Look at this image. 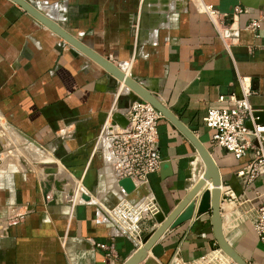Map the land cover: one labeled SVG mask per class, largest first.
Wrapping results in <instances>:
<instances>
[{
    "label": "crops",
    "instance_id": "obj_1",
    "mask_svg": "<svg viewBox=\"0 0 264 264\" xmlns=\"http://www.w3.org/2000/svg\"><path fill=\"white\" fill-rule=\"evenodd\" d=\"M26 1L151 87L211 154L221 179L220 201L231 190L253 206L264 205V175L244 186L235 172L245 159L213 145L203 123L209 108L229 106L230 97L241 96V77L252 92L253 109L264 108V0L255 7L242 0H170L167 11L150 10L142 0ZM204 4L215 9L212 20ZM237 7L245 11L238 14ZM255 18L261 19L259 29L247 28ZM120 85L19 6L0 0V264H122L156 226L153 209L137 222L138 239L123 232L109 208L149 190L166 215L193 186L187 173L196 150L162 117L158 152L166 164L148 176L147 185L121 194L101 137L124 93ZM31 143L42 149L40 165L45 157L43 162L59 163L64 175L24 167L22 162L34 159L25 147ZM15 146L27 152L19 154ZM45 181L52 186L46 197ZM57 181L62 185L55 189ZM78 186L89 202L73 197ZM220 216L227 242L250 264H264L253 218L235 231L221 207ZM214 242L210 214H195L165 231L139 264H168L174 256L188 261Z\"/></svg>",
    "mask_w": 264,
    "mask_h": 264
},
{
    "label": "built area",
    "instance_id": "obj_2",
    "mask_svg": "<svg viewBox=\"0 0 264 264\" xmlns=\"http://www.w3.org/2000/svg\"><path fill=\"white\" fill-rule=\"evenodd\" d=\"M203 11L212 20L216 11L211 4H204ZM236 11L243 13L245 10L237 7ZM260 18H255L247 24V28L257 30L260 27ZM241 89L239 98L230 97L229 106L209 108L203 117L205 127L212 131L210 141L230 153L235 159H245L235 175L246 186L257 177L264 175V124H257L253 119V106L249 102L251 91L244 78H238ZM221 101L223 98H219ZM127 124L119 125L115 132L108 134L107 164L113 172L115 182L129 178L135 189L147 185L148 176L159 170L164 161L158 152L157 125L162 115L149 103L144 101L130 102L122 111ZM247 123H250L248 126ZM102 134V132H101ZM121 194L125 192L120 188ZM151 195L152 199H147ZM145 198L146 206L138 207L136 203ZM137 202H134V200ZM121 201L111 210L116 221L119 222L123 232L140 238L136 231V224L142 218V213L153 209L151 217L157 211L155 201L148 190L138 198ZM122 205V206H121ZM128 206V210L122 207ZM232 222H227L232 229L238 231L239 224L252 219V227L258 241L264 246V205L253 206L251 201L242 193L234 194L225 190L224 197L219 202V208ZM149 211V210H148ZM103 221L105 218L101 216ZM225 237V236H224ZM228 241V239L225 237ZM104 248L103 244H97ZM107 255H110L108 252ZM168 264H236L226 256L213 243L212 248L197 258L184 261L174 256Z\"/></svg>",
    "mask_w": 264,
    "mask_h": 264
},
{
    "label": "water",
    "instance_id": "obj_3",
    "mask_svg": "<svg viewBox=\"0 0 264 264\" xmlns=\"http://www.w3.org/2000/svg\"><path fill=\"white\" fill-rule=\"evenodd\" d=\"M23 11L28 13L39 23L61 38L64 42L69 44L78 52L85 55L91 61L100 66L105 72L114 77L117 81L122 82L128 89L122 95L117 97L111 117V124H118L125 126L127 121L122 114V110L127 107L130 102L144 101L151 104L163 118L168 120L195 148L197 154L204 163V172L185 196L178 202V204L168 213L164 214L159 209L154 213L153 218L155 224L158 225L152 229L141 239V245L135 252L129 256L122 264H139L146 258L147 252L158 241V239L168 229H173L176 226L188 221L195 214H210L212 235L221 251L228 256L236 264H250L235 250V248L227 242L222 231V222L220 216V186L221 179L218 168L203 143L195 136V134L187 128L179 118L171 112L169 108L163 105L148 89L144 88L140 82L133 79L130 75L125 74L123 70L115 65L111 60L98 54L75 36L66 32L57 22H55L48 15L42 13L38 8L26 0H10ZM245 6H257V1L242 0ZM254 122L257 124H264V108L255 109L252 114ZM249 126L250 123H247ZM166 160L161 163L159 171L163 169ZM46 172V170H45ZM206 180H210L211 188H204ZM117 186L121 188L126 194L131 193L135 186L131 179L124 178L117 181ZM43 196L51 190V184L47 181L42 183ZM57 187H55L56 189ZM58 189V188H57ZM85 202L89 199L82 196Z\"/></svg>",
    "mask_w": 264,
    "mask_h": 264
},
{
    "label": "bare ground",
    "instance_id": "obj_4",
    "mask_svg": "<svg viewBox=\"0 0 264 264\" xmlns=\"http://www.w3.org/2000/svg\"><path fill=\"white\" fill-rule=\"evenodd\" d=\"M148 1V3L149 4H151L152 5V8H150V10H153V11H167V10H169V4H170V0H142V4H145L146 2ZM153 15V14H152ZM126 74V73H125ZM122 85H123V83L122 82H120ZM124 86V85H123ZM125 87V86H124ZM126 88V87H125ZM144 88H146V89H150L151 87L149 86V85H147L146 84V86H144ZM112 115H113V113H112ZM108 115H106V117H107ZM106 117L104 118V119H106ZM105 121V120H104ZM104 124L105 123H103V125H102V130L104 129ZM118 124H115L113 127L112 126H110L109 128H107V130L109 131V132H115L116 131V129L118 128ZM106 128V127H105ZM103 132V131H102ZM102 135V134H101ZM101 142V141H100ZM45 162H47V163H49V161H45ZM43 163V162H42ZM48 167L45 169L46 171H48V173L49 174H51V175H56V174H58V173H60V171L63 173V175H64V171H63V168H62V166L59 164V163H57V162H54V163H52V162H50L48 165H47ZM203 172H204V163L202 162V160H201V158L199 157V155L197 154V152H196V155L194 156V159H193V162H192V164H191V167L189 168V170H188V173H187V176H188V179H189V182L190 183H192V184H194L199 178H201L202 177V174H203ZM48 174V175H49ZM62 175V176H63ZM72 181V180H71ZM70 182V181H69ZM72 184V183H71ZM212 186H211V182H210V180H206L205 181V184H204V188H211ZM73 190H74V188H73ZM80 190H82L81 189V187L80 186H78L74 191H73V193H72V195H73V197L75 196H77V194L80 192ZM85 196V195H84ZM86 198H87V196H85ZM147 199H152V197L149 195L148 196V198ZM85 200V199H84ZM121 201H124V200H121ZM145 201H147V200H145ZM142 202L141 204H138V205H136V206H138V207H144V206H146V202ZM122 206V205H121ZM123 209H126V210H128V206L126 205L125 207H122ZM158 225H156V227H157ZM155 227V228H156Z\"/></svg>",
    "mask_w": 264,
    "mask_h": 264
},
{
    "label": "rangeland",
    "instance_id": "obj_5",
    "mask_svg": "<svg viewBox=\"0 0 264 264\" xmlns=\"http://www.w3.org/2000/svg\"><path fill=\"white\" fill-rule=\"evenodd\" d=\"M176 1H180V0H176ZM121 86V90H123L124 92L125 91H127L128 89L127 88H125L123 85H120ZM117 124V123H116ZM115 125V124H114ZM114 125H112L111 123H110V125H109V127L110 126H114ZM103 131V132H102ZM101 132H102V135H101V137H102V139L104 138V139H107L108 138V134H111L112 132H109L108 130H107V127L105 128L104 127V129L102 130ZM102 139H99L100 141L102 140ZM99 144H101V142L99 143ZM26 146V149H28V151H29V153H30V155L31 156H33V160L32 159H30V160H26L25 162H22L21 164L24 166V167H26L27 169H33V170H35V171H38V172H40V170L43 172V171H45V169L48 167L47 165L49 164V163H47V162H43L46 158L45 157H42V155H43V153H41V157H42V162H43V165H40L39 163H38V158H40V151H42V149H40L39 148V146H37L36 144H32L31 143V145H27V144H25ZM33 145V146H32ZM24 146L22 145L21 146V148L20 149H24L23 148ZM37 147V148H36ZM18 149V147L17 146H15L14 148H13V150H17ZM17 152H19V154L20 153H25V152H27V151H25V150H17ZM13 154H15V153H13ZM18 154V153H17ZM16 155V154H15ZM35 158L37 159V160H35ZM48 161V160H47ZM28 167H30V168H28ZM62 182V181H61ZM61 182L59 183L58 181L55 183V186H53V187H57V188H59V187H61ZM64 183V182H63ZM52 187V186H51ZM82 196H84L83 194H81V192H79L78 194H77V196L75 197V199H78V200H81V201H84L83 200V197ZM89 199V198H88ZM118 202H115V204L114 205H112V207L111 208H109V210H108V212H109V214L110 215H112L113 214V212H111V210L116 206V204H117ZM115 218H117L116 217V215L114 216ZM143 217V216H142ZM152 220L153 221H151V222H155L154 221V218L152 217ZM139 221H141V219L139 220ZM156 227V226H155ZM155 227H152V229H154ZM231 244H232V246L233 247H235V243L234 242H231Z\"/></svg>",
    "mask_w": 264,
    "mask_h": 264
}]
</instances>
